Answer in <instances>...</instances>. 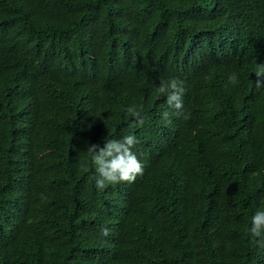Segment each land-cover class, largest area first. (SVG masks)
Returning <instances> with one entry per match:
<instances>
[{"label": "trees", "instance_id": "trees-1", "mask_svg": "<svg viewBox=\"0 0 264 264\" xmlns=\"http://www.w3.org/2000/svg\"><path fill=\"white\" fill-rule=\"evenodd\" d=\"M259 63L264 0H0V264H264ZM128 134L143 175L97 190Z\"/></svg>", "mask_w": 264, "mask_h": 264}, {"label": "clouds", "instance_id": "clouds-1", "mask_svg": "<svg viewBox=\"0 0 264 264\" xmlns=\"http://www.w3.org/2000/svg\"><path fill=\"white\" fill-rule=\"evenodd\" d=\"M254 74L257 77L255 87L257 89L264 88V63L256 65ZM228 83L232 85L239 83L235 72L229 75ZM183 92V82L174 77L161 78L159 84L153 89L156 96L166 97L168 107L174 108L177 115L188 119L189 116L181 111L183 109ZM142 110V105L133 104L126 108V115L142 126L144 122ZM162 115L164 119H167L169 112L165 111ZM138 143L139 141L135 135L128 134L120 140L105 138L102 148L95 144L87 147L90 161L95 165L97 173L95 180L97 190H104L109 185L119 183L130 184L136 180L137 176L143 175V165L133 151ZM101 232L103 236L109 235L107 229H102ZM249 233L259 246L264 247V207L258 209L252 216Z\"/></svg>", "mask_w": 264, "mask_h": 264}]
</instances>
